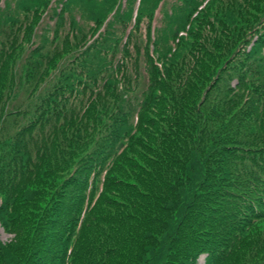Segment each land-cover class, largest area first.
Returning <instances> with one entry per match:
<instances>
[{"label":"trees","instance_id":"1","mask_svg":"<svg viewBox=\"0 0 264 264\" xmlns=\"http://www.w3.org/2000/svg\"><path fill=\"white\" fill-rule=\"evenodd\" d=\"M165 1L0 0L1 264H264V0Z\"/></svg>","mask_w":264,"mask_h":264},{"label":"rangeland","instance_id":"2","mask_svg":"<svg viewBox=\"0 0 264 264\" xmlns=\"http://www.w3.org/2000/svg\"><path fill=\"white\" fill-rule=\"evenodd\" d=\"M254 39H256V37H254ZM253 39V40H254ZM251 45V44H250ZM250 45H247V44H243L242 45V48H248ZM242 50V49H241ZM2 199V198H1ZM1 199H0V205H1ZM3 200V199H2ZM259 226V225H258ZM259 228V227H258ZM261 228H264L263 225H261ZM252 231V229H251ZM249 236V233L246 234V239L248 238ZM15 241V234L10 231L6 226L5 224L2 222V220L0 219V244L2 245H6L8 243H12ZM232 255H238L236 253L235 250L232 251ZM207 258H208V253L205 251V252H201L197 255V257L195 258L194 262L192 264H206L207 262ZM236 258V257H235ZM133 264L134 262L131 261ZM163 262V260H162ZM2 263V260L0 261V264ZM111 264H114L113 260L111 261Z\"/></svg>","mask_w":264,"mask_h":264},{"label":"bare ground","instance_id":"3","mask_svg":"<svg viewBox=\"0 0 264 264\" xmlns=\"http://www.w3.org/2000/svg\"><path fill=\"white\" fill-rule=\"evenodd\" d=\"M174 0H166L165 1V5L169 4V3H172Z\"/></svg>","mask_w":264,"mask_h":264}]
</instances>
